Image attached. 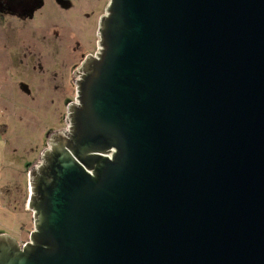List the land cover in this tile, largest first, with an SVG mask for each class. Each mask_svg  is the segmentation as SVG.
Returning a JSON list of instances; mask_svg holds the SVG:
<instances>
[{
	"label": "water",
	"instance_id": "water-1",
	"mask_svg": "<svg viewBox=\"0 0 264 264\" xmlns=\"http://www.w3.org/2000/svg\"><path fill=\"white\" fill-rule=\"evenodd\" d=\"M0 264H264V0H108Z\"/></svg>",
	"mask_w": 264,
	"mask_h": 264
},
{
	"label": "rangeland",
	"instance_id": "rangeland-1",
	"mask_svg": "<svg viewBox=\"0 0 264 264\" xmlns=\"http://www.w3.org/2000/svg\"><path fill=\"white\" fill-rule=\"evenodd\" d=\"M69 1L66 8L63 0H43V7L26 20L0 13V125L6 123L8 129V143L2 140L0 148L20 154L21 162L17 174L5 180L13 195L6 196L2 188L1 195L8 197L13 210H23L0 213V232L19 243L27 241L33 228L32 213L24 209L28 172L39 161L50 134L67 126L76 72L84 57L96 51L98 24L108 2Z\"/></svg>",
	"mask_w": 264,
	"mask_h": 264
},
{
	"label": "crops",
	"instance_id": "crops-1",
	"mask_svg": "<svg viewBox=\"0 0 264 264\" xmlns=\"http://www.w3.org/2000/svg\"><path fill=\"white\" fill-rule=\"evenodd\" d=\"M3 124L4 125H0V126H2V127H0V142H2V140H4V139H5V142L7 141L5 137H6V134L8 132V129H7L6 123H3ZM0 151H1L0 158L2 159V162L0 161V213H3V215H7V214L11 215L12 213L14 214L15 212H18L15 214H20V212L23 213V210H13L7 204L8 203V197L1 195V188L10 187V186H8L10 183H5V180L11 178L12 175H16L18 172L17 171L18 168L21 167V162H20V158H19L20 154L13 153L12 150L6 152V150H4V148H2V149L0 148ZM17 159H19V160H17ZM4 161H6V165H5ZM3 168L4 169L8 168L9 170H11V169L12 170L10 172H7V171L3 172ZM2 173H4V174H2ZM2 175H5V176H2ZM9 200H11V199H9ZM0 233H2V232H0Z\"/></svg>",
	"mask_w": 264,
	"mask_h": 264
},
{
	"label": "flooded vegetation",
	"instance_id": "flooded-vegetation-1",
	"mask_svg": "<svg viewBox=\"0 0 264 264\" xmlns=\"http://www.w3.org/2000/svg\"><path fill=\"white\" fill-rule=\"evenodd\" d=\"M28 1L29 0H0V13L2 15L6 14V15H9L12 17L15 16V17L19 18L20 20H26V18H28V17L30 18V17L34 16V13L37 11V9H39L40 7L41 8L43 7V0H32V3H30V4L27 3ZM52 1L56 2L57 0H52ZM70 4L71 3L69 0H63V5L66 8H68L70 6ZM107 4H108V2H107ZM91 54H93V53H91ZM88 55H90V54H87L86 56H88ZM85 57H84V59H85ZM7 143H8V141H7ZM7 169L8 168H5V169L3 168V172L4 171L6 172ZM2 190H3L2 192H4V194L6 196L11 197L13 195V189H11L9 187H4V188H2ZM25 209H27V206ZM30 232H31V230L27 233L28 238H29Z\"/></svg>",
	"mask_w": 264,
	"mask_h": 264
}]
</instances>
